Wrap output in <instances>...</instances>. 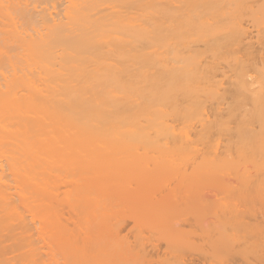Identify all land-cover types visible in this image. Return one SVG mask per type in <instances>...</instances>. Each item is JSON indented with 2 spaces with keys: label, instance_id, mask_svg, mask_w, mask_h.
<instances>
[{
  "label": "bare ground",
  "instance_id": "obj_1",
  "mask_svg": "<svg viewBox=\"0 0 264 264\" xmlns=\"http://www.w3.org/2000/svg\"><path fill=\"white\" fill-rule=\"evenodd\" d=\"M214 248L264 264V0H0V264Z\"/></svg>",
  "mask_w": 264,
  "mask_h": 264
},
{
  "label": "rangeland",
  "instance_id": "obj_2",
  "mask_svg": "<svg viewBox=\"0 0 264 264\" xmlns=\"http://www.w3.org/2000/svg\"><path fill=\"white\" fill-rule=\"evenodd\" d=\"M124 234H129L128 230H126L124 232ZM129 236H130L129 237V242H131L130 244H132L133 247L134 246L137 247L138 244L136 242H134L135 240H134V237L132 236V234H130ZM137 248H135V250L139 251V246ZM214 249L217 251L216 248H214ZM214 249H212V251H211V249L209 250L211 252L214 251L213 252L214 254L209 252L208 256L207 255H204V257L203 256H200V257L199 256L198 257L197 256H193V257H189V258L181 257L180 256L181 253L178 254L177 251H171V252H174V253H171V255H169V252L168 253L167 252L164 253V251L154 252V251H152L150 249V251L148 250V253H145V254H141L140 253L141 257L138 256L139 258H137V261L139 259L140 260L137 262V264H139L140 261H141L140 264H143V263H146V264L147 263L148 264H256L254 258H252V257L248 258V260H245L246 258L244 256H246L245 252H247V250L241 251L242 254L239 253V254H237V257H235L236 254L232 255V253L226 251L225 249L222 250V248H218V251H217V254H216L215 253L216 251ZM219 251H222V253L219 252ZM243 254H244V256H243ZM205 256H206V258H205ZM232 257H234V258H232ZM251 259L253 260V262H252Z\"/></svg>",
  "mask_w": 264,
  "mask_h": 264
}]
</instances>
